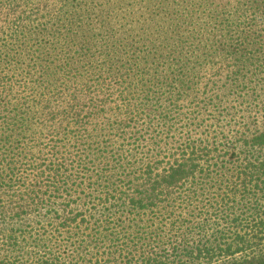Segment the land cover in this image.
Here are the masks:
<instances>
[{"label":"trees","instance_id":"16d2710c","mask_svg":"<svg viewBox=\"0 0 264 264\" xmlns=\"http://www.w3.org/2000/svg\"><path fill=\"white\" fill-rule=\"evenodd\" d=\"M94 1L58 0V9L49 12L45 0H0V249L22 253L21 230L10 226L43 212L66 233L96 231L98 250L112 245L103 247L106 256L81 262L49 252L36 261L3 257L0 264H264V130L248 134L256 126L246 117L255 107L242 112L243 132L223 144L235 153L227 162H216L222 158L217 141L179 142L138 162L137 171L83 214V203L54 208L46 199L48 191L60 192L63 173L75 168L74 150L87 146L82 153L90 157L89 140L100 131L111 132L102 144L110 148L114 138L138 143L147 119L167 127L159 109L150 116L160 101L169 103L164 95L172 94L185 65L214 46L227 52L235 47L234 55L248 59L241 46L264 33V0H128L126 7L142 9L145 20L129 13L122 17L130 21L126 26L116 17L125 6L96 10ZM56 16L69 17L67 25L41 24ZM19 45L27 54L20 59ZM116 156L117 164L123 161ZM205 173L222 185L214 198L219 201L200 212L194 208L190 221L158 224L157 215L167 214L179 191ZM200 185L196 195L205 189ZM146 215L153 221L150 236L140 226ZM126 225L137 231L119 243L117 229L124 233Z\"/></svg>","mask_w":264,"mask_h":264},{"label":"rangeland","instance_id":"374dc122","mask_svg":"<svg viewBox=\"0 0 264 264\" xmlns=\"http://www.w3.org/2000/svg\"><path fill=\"white\" fill-rule=\"evenodd\" d=\"M131 1L135 2V0ZM36 2L37 0H35ZM57 2L58 0H45L43 4L47 6L49 12H52L58 9L56 7ZM93 3L97 6L96 10L109 6L117 10L119 7L115 6H125L116 15L120 26L129 24L130 21L127 22L122 19L123 16H127L129 13L135 15L134 20L136 21L145 20V16H141L144 13L142 9L135 8L131 10V7H126L128 4L131 5L128 0H95ZM105 3H108V5ZM194 4L192 3V6L196 13L199 8L194 6ZM160 9L153 11L151 14L157 15V11ZM126 11L128 12L125 13ZM67 20H69V17L63 16L60 18V16H56L42 21L41 24L48 28L57 25L66 26ZM177 25L180 26V23L177 22ZM160 27L163 26L160 25ZM186 28L188 29L189 27ZM259 36L261 39L253 41L256 44L251 43V41V44L241 46L242 54H248V59L238 58V56L234 55L232 52H235V47L227 52L225 49L222 51V49L214 46L210 47V52H207L201 60L185 65L183 74L178 76V78L172 77L177 78L175 80L176 85L174 82L172 83L174 91L172 94L164 95L167 98L164 100H169L170 104L160 101V104L155 109L153 107L149 108L154 109L150 118L152 116L155 117L154 114L158 116L156 109H159V113H162V116L167 120V127L163 123L159 124L155 123V121L150 123L149 119H147L138 128L140 132L138 135L140 139H137L138 143H133V140L129 139V137L124 143L117 140L118 138H114V141L110 142L114 148H104L102 144L105 138H108L106 135L111 132L103 133V130L99 132L98 138L92 137L89 140L91 144L90 157H86L82 153V150L87 148V146H81L77 151L74 150L75 168H69L63 173L65 177L61 181L62 183H59L60 192L56 190L47 192L46 199H49L48 202L54 203V208H56V204H62L63 202L72 206L77 203H83L85 206L79 211V213L83 214L85 208L90 207L91 204L99 203V199L104 195L103 193L113 191V188L119 186L130 172L137 171L138 162H142L153 153L161 152L159 151L160 149L165 150V146L166 148L177 147L179 142L199 143L202 141V143L215 144L214 141H217L214 147H216L217 154L220 152L222 158L216 162H227L230 160L231 155L235 153L230 149L228 150V147L224 148L223 144L229 143V140L233 141L238 133L243 132L238 124H244V122H247L246 117H249L250 122L253 120L256 127L248 134L255 130H264V111L258 110L264 109V33ZM152 39L153 37L149 41L151 42ZM15 49L17 51L16 54L19 56L18 59L26 57L24 45H19ZM189 58L190 56H187L185 60H189ZM23 70L24 72L27 71L26 69ZM251 74L254 75V79L250 82L252 78L250 77L248 83H245V78ZM180 80H182V84H179ZM185 82H188V84L182 89ZM163 91L165 92L166 89H163ZM249 108L255 111L251 115L242 118L245 116V113L242 112ZM250 127L252 128V125ZM154 142L159 145L158 147L156 146V149L155 145H153ZM70 145L67 143L66 152L68 151L67 147ZM117 152L123 156V161L118 164L116 161ZM225 152H228V154ZM259 155L264 157V153ZM105 158H109L111 163H107ZM107 164L110 166L106 167ZM78 165L79 167H76ZM106 171H109L106 174L110 177V181L105 177ZM211 175L208 176L205 173V177L197 176L193 182L184 186L166 209L167 214L162 212L157 215L158 224L168 227L172 221L179 222L183 218L190 221L194 208L195 212H200L203 207L210 206V203L216 204L215 200L219 201V199L214 200L215 196H218L216 191L222 185H217L215 181L210 182L211 177L214 175L215 178L216 176L215 174ZM105 180H108V182ZM200 184H203L205 189L202 193L196 195L199 192ZM210 194L213 196H210ZM46 215L47 213L43 212L41 213L42 217L33 215L29 220H23V222L18 223L13 222L10 227L21 230V234L17 235V241L20 243L17 248L21 249L22 253L9 251L12 248H1L0 258L8 257L13 260V257L19 256L24 261H36L43 257L44 253L51 252L61 259L75 263L76 261L88 260L92 256H106L103 247L111 246L112 243H103L101 244L103 245L102 249L98 250L97 242H94L93 238V234L96 231L92 232L89 230L81 235H75L74 232L66 233L58 229L59 225L56 220L45 219L44 216ZM150 218L147 215L144 216V222L140 225L141 227H147L143 231L147 236H150L151 231H153V228H151L153 221H147ZM124 228L126 229L124 233L121 228L117 229L121 236L119 243H128L134 236L135 231H137L136 228L131 229L129 225ZM209 232L211 233L212 231ZM15 249L16 246L13 250Z\"/></svg>","mask_w":264,"mask_h":264}]
</instances>
